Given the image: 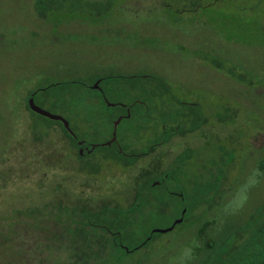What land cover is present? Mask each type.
Wrapping results in <instances>:
<instances>
[{
  "label": "rangeland",
  "instance_id": "rangeland-1",
  "mask_svg": "<svg viewBox=\"0 0 264 264\" xmlns=\"http://www.w3.org/2000/svg\"><path fill=\"white\" fill-rule=\"evenodd\" d=\"M102 76L111 77L102 84L111 92L106 104L99 101L101 93L82 86L65 97L76 104H37L65 117L93 145L113 131L108 103L152 99L169 111L186 112L192 109L180 102L195 104L208 121L134 166L108 158L101 148L81 156L57 124L37 133L36 120L44 119L29 110L30 92L61 81L94 87ZM120 76L136 84L127 96L122 85L131 84ZM150 76L162 79L167 90ZM137 124L125 121L117 134L121 143L142 150L157 135L150 128L134 136ZM221 145L234 149V160L227 196L204 215L214 219L211 237L246 222L264 200V0H117L104 17L53 12L48 18L36 13L34 0H0V227L6 234L0 238V264H41L46 255L50 264H79L65 237L75 207H129L140 172L166 170L186 148L195 150L181 162L184 178L204 176L203 166L221 159ZM197 228L178 224L127 264H197Z\"/></svg>",
  "mask_w": 264,
  "mask_h": 264
},
{
  "label": "trees",
  "instance_id": "trees-1",
  "mask_svg": "<svg viewBox=\"0 0 264 264\" xmlns=\"http://www.w3.org/2000/svg\"><path fill=\"white\" fill-rule=\"evenodd\" d=\"M115 2L117 0H34V9L43 18H48L53 12H78L104 17ZM110 78L102 76L96 79V81L100 79L99 89L102 88L107 97L111 94L108 92V84L106 86H102V84ZM149 79L157 81L162 90H167L162 79L155 76H150ZM120 80L126 82L125 84H131L122 85V92L126 96L133 88H136L131 77L120 76ZM79 86L88 92L101 93L98 88L87 86L82 82L61 81L39 86L30 92L28 98L34 97L37 103H46L50 100L51 105L66 104L67 107L77 103L67 102L65 97L68 92H71V89ZM153 90L149 89L150 92L156 93V89ZM142 91L147 93L148 89L143 88ZM99 101L105 103L103 97ZM151 101L152 99L149 102L148 100L147 102L143 101L145 105L136 100L130 104L106 105L109 111V121L113 128V120L118 118V111L125 115L127 113L126 106H128L131 114L124 116L119 126L125 121L137 122L138 120L137 126L133 129L134 136L139 137L141 132L151 131L150 128L157 135L155 140L151 141L153 143L142 150L137 149L132 142L121 143L123 151L130 153V156L122 155L109 147L102 148L109 152H115L109 154L108 158L117 160L125 166H134L139 158L151 154L158 146L169 142L175 136L187 135V133L201 128L208 121L204 114L196 109L195 104L180 102L183 108L192 109L188 112L176 107L169 111L168 108L159 106L157 103L153 104ZM29 110L33 115L44 119V122L36 120L35 130L37 133H41L42 127L57 124L69 138L71 144L78 148L76 139L60 120H52L30 108ZM219 148L221 159L219 158V161L212 160V164H232L234 150L222 145ZM194 150L184 149L174 157V161L164 171L160 172L157 167L145 168L141 171L136 177L135 200L129 207L119 208L106 205L99 210H93L86 203L75 207L72 210L73 215H70L65 227V237L70 239L71 257H75L79 264H127L128 258L133 253L149 246L152 241L163 234L154 232L155 228L162 226L160 223L170 226L174 219L183 217V224H198L196 237L199 243L195 249L198 258L197 264H252L256 262V259L264 261V207H261L246 222L233 228L234 230L227 231L224 236L214 235L211 237L207 233L214 219H204L208 210L205 204L212 205L213 203L206 195L224 192L222 185L227 173L224 167L219 165L216 173L207 168L209 175H200L195 179L189 178L187 182L184 178L185 164H181V162L186 161ZM155 181H160V183L153 185ZM175 191L184 194V202L172 195L171 192ZM166 195H170V198H167ZM168 203H170V207ZM184 209L186 212L183 214ZM20 213L23 215V211ZM167 213H170L173 218H168ZM5 235L4 229L0 227V238H4ZM47 256L42 259L41 264H50L48 263L49 256ZM29 258H33L32 255ZM132 264H142V261L138 260Z\"/></svg>",
  "mask_w": 264,
  "mask_h": 264
},
{
  "label": "flooded vegetation",
  "instance_id": "flooded-vegetation-1",
  "mask_svg": "<svg viewBox=\"0 0 264 264\" xmlns=\"http://www.w3.org/2000/svg\"><path fill=\"white\" fill-rule=\"evenodd\" d=\"M97 89V88H96ZM98 90H100L101 94L103 95V98L106 100V94L104 92V90L102 88H98ZM32 96H30L28 98V102H29V99L31 98ZM138 103H142L145 105V103L142 101V100H136ZM36 102V101H35ZM37 103V102H36ZM182 103V102H181ZM29 106V105H28ZM30 108V107H29ZM126 114L124 116H128V114H131V111H130V108L128 106H126ZM62 122V121H61ZM63 123V122H62ZM64 124V123H63ZM203 127V126H202ZM201 128L195 130V131H191L188 134H191V133H195V132H198L200 131ZM68 131V130H67ZM69 132V131H68ZM113 132H114V128H113V131L110 135L109 138H107V140H104L102 141L101 143H96V146L93 148V144L92 142H87L81 138L78 139L77 135L75 134V136H73L70 132V134L76 139V142L78 144V152L81 156H84L85 158H88L90 155H92L97 149L99 148H105V147H109L111 149H114V151L122 154V155H125V156H130V153L128 152H124L123 151V148H122V145H121V142H120V138L117 134V138L114 142H112L111 145L107 146V145H103L105 142L111 140L113 138ZM185 136V135H184ZM176 137V136H175ZM174 138V137H173ZM171 140V139H170ZM218 141V140H217ZM232 150H234L233 148H231ZM112 153H115L113 151L110 152V154ZM219 165H221L222 167H224L225 171H226V179H224L223 181V185H222V190H224V192H219V193H209L207 194V198H209L210 200H212V205H209V204H205V206L208 208L207 212H210L211 210H213V208L215 206H218V207H221L219 206L218 204L222 201H224V198L227 196L226 195V190H225V183H226V180L228 179L229 177V173H230V168L232 167V164H212V165H204L203 168H204V174L205 175H209V172L207 171V168H209L212 172H217V169L220 167ZM206 168V169H205ZM173 193L172 195H174L175 197H178L179 200L183 201L185 200V197H184V194L183 193H180V192H171ZM170 193V194H171ZM167 198H170V195H166ZM169 207H170V203H168ZM212 206V207H211ZM261 207H264V200L262 201ZM168 207V209H169ZM210 208V209H209ZM169 211V210H168ZM184 223V218H183V221L180 223L181 225ZM176 227V226H175ZM199 243V242H198ZM262 259H256V262H253L252 264H264V261H261Z\"/></svg>",
  "mask_w": 264,
  "mask_h": 264
},
{
  "label": "water",
  "instance_id": "water-1",
  "mask_svg": "<svg viewBox=\"0 0 264 264\" xmlns=\"http://www.w3.org/2000/svg\"><path fill=\"white\" fill-rule=\"evenodd\" d=\"M94 88H99V82H97V83L94 85ZM28 105H29V107H30V109H31L32 111H34V112H36V113H38V114H40V115H42V116L48 117V118H50V119H52V120H60V121H62V122L64 123V126L66 127V129H67V130H68L73 136H75V133L72 131L69 121H68L65 117H63V116H61V115H59V114H55V113H52V112H50V111H47V110L43 109L42 107H40V106L35 102L34 97H31V98L29 99ZM108 105H109V106H113L114 104H112V103H108ZM128 116H130V114H128ZM122 119H123V117L121 116V117L117 118V119L114 121V132H113V138H112L111 140L105 142L103 145H107V146H109V145L112 144V142H114V141L116 140V138H117V128H118L120 122L122 121ZM95 146H96V145H93V148H94ZM159 183H160V181H155V182L153 183V185H158ZM185 212H186V210L184 209V210H183V214H184ZM182 221H183V217L178 218V219L175 220V222H174L170 227H167V228H157V229H154V232L167 233V232L173 230V228H174L177 224L181 223Z\"/></svg>",
  "mask_w": 264,
  "mask_h": 264
}]
</instances>
